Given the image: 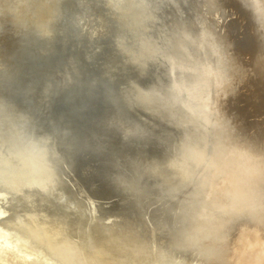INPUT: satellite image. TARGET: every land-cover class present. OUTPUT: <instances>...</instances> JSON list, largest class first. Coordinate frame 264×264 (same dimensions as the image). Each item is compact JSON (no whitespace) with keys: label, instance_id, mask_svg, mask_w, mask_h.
<instances>
[{"label":"rangeland","instance_id":"374dc122","mask_svg":"<svg viewBox=\"0 0 264 264\" xmlns=\"http://www.w3.org/2000/svg\"><path fill=\"white\" fill-rule=\"evenodd\" d=\"M263 15L264 0H0V116L16 114L13 118L18 119L22 115L28 118L32 132L45 152L46 166L53 178L51 186L44 192H37L34 183L28 181L19 184L17 189L0 184V263L80 264L81 261L83 264H110L108 261H112L111 264H264ZM213 45L215 50L210 48ZM204 47L211 53L209 56L214 57L209 58ZM252 51L256 53L253 56ZM249 54L251 58H248ZM201 56L211 63H206ZM171 57L179 66H193L194 72L185 73V79L189 83L192 81L190 90L188 88L192 97L198 93V86L199 89L209 88L210 92L206 91L209 99L203 98L205 91L200 90L202 97L199 93L193 99L195 102L190 103L198 110L194 114L190 110L192 115L184 107L180 110L170 108V113L166 112L172 104L170 86L173 81H169L172 77L169 72ZM195 59L202 61L201 64ZM223 59L225 65L223 61L220 62ZM197 63L204 65L198 67ZM215 64L218 67L214 68ZM197 67L199 71L203 68L199 74ZM204 67L212 74L204 71ZM217 68L221 70L219 74ZM203 75H206L205 78ZM207 76L213 77L209 79ZM220 77L226 81H223L222 84H226L223 87ZM212 79L219 81L209 83L213 82ZM220 86L222 88L219 89ZM215 87L217 91L213 89ZM199 97L202 100L197 101ZM168 100L171 104L166 102ZM151 105H154V109ZM161 106L165 107L164 110ZM196 106H201V112ZM202 107L206 112L209 107L208 112L203 113ZM134 135L146 139L137 143L132 140L131 136ZM165 138L167 142L163 140ZM180 146H189L192 152V158L183 165L170 162L175 147H178V152L183 151L184 147L180 149ZM12 157L9 148L1 149V162ZM260 168L263 172L259 171ZM240 169L238 174L237 170ZM231 173L237 175L233 186L238 184L241 190L245 187L244 196L251 197L247 199L251 202L249 205H255L251 209L252 214L250 206L245 211L237 212L240 211L238 207L241 202L232 205L235 196L233 186L228 183ZM223 199L226 201L224 209L220 207ZM232 206L237 207L236 210ZM242 212L243 216H240ZM32 225L38 232H43L44 228L47 232L40 234ZM194 225L196 229L202 227L203 232L199 234L202 237L195 234V237H191L192 244H189L186 237L187 234L192 236L190 227ZM47 229L51 237L46 234ZM53 235L56 237L53 238ZM40 237L46 241L42 242ZM48 237L52 239L48 241ZM56 238L63 241L58 240L57 243ZM36 239L42 240V245ZM48 242L49 246L45 247ZM73 249L77 250L78 257ZM69 250L71 252L64 253ZM140 253H144V256ZM56 254L63 258V262ZM67 254L72 255L68 257ZM85 257L86 261L83 259ZM140 258L143 259L140 261ZM89 259L94 260L90 262Z\"/></svg>","mask_w":264,"mask_h":264},{"label":"bare ground","instance_id":"6f19581e","mask_svg":"<svg viewBox=\"0 0 264 264\" xmlns=\"http://www.w3.org/2000/svg\"><path fill=\"white\" fill-rule=\"evenodd\" d=\"M151 1V0H150ZM177 1V0H176ZM211 1V0H210ZM148 2V1H147ZM146 2V3H147ZM156 2V1H155ZM180 2H181V0H180ZM212 3V2H211ZM218 3V2H217ZM254 3V2H253ZM183 4H181V6H182ZM222 5V4H221ZM214 6V5H213ZM225 6V5H224ZM219 7V6H218ZM53 8V7H52ZM159 8H160V6H159ZM196 8V7H195ZM223 8V7H222ZM128 9V8H127ZM170 9V8H169ZM229 9V8H228ZM234 9H235V7H234ZM253 9V8H252ZM214 10V9H213ZM237 10H239V8L237 9ZM186 11V10H185ZM194 12V11H193ZM231 12V11H230ZM239 13V12H238ZM253 13V12H252ZM196 14V13H195ZM237 14V13H236ZM242 14V13H241ZM233 15V14H232ZM248 15V14H247ZM153 16V15H152ZM246 16V15H245ZM264 16V15H263ZM195 17V16H194ZM199 17V16H198ZM227 17H229V16H227ZM230 18H232V17H230ZM151 19V18H150ZM183 19V18H182ZM226 20H227V18H226ZM230 22V21H229ZM178 23V22H177ZM186 23V22H185ZM241 23V22H240ZM193 24V23H192ZM234 24V23H233ZM224 25H225V22H224ZM262 25V24H261ZM250 26V25H249ZM232 27V26H231ZM264 27V26H263ZM50 28V27H49ZM233 28V27H232ZM237 28V27H236ZM227 29H228V27H227ZM255 29V28H254ZM135 30V29H134ZM138 30V29H137ZM193 30V29H192ZM256 31V30H255ZM33 32V31H32ZM40 33V32H39ZM187 33V32H186ZM46 34V33H45ZM127 34V33H126ZM181 34V33H180ZM194 34V33H193ZM204 34V33H203ZM228 34V33H227ZM230 34V33H229ZM188 35V34H187ZM44 36V35H43ZM125 36V35H124ZM132 36H134V35H132ZM131 36V37H132ZM174 36V35H173ZM184 36V35H183ZM195 36V35H194ZM230 36V35H229ZM232 36V35H231ZM262 36V35H261ZM143 37V36H142ZM191 37V36H190ZM260 37V36H259ZM186 38V37H185ZM231 38V37H230ZM242 38V37H241ZM56 39V38H55ZM143 39V38H142ZM141 39V40H142ZM188 39H190V38H188ZM257 39V38H256ZM140 40V39H139ZM185 40V39H184ZM194 40V39H193ZM192 40V41H193ZM196 40H197V38H196ZM195 40V41H196ZM201 40H203V38L201 39ZM206 40V39H205ZM231 40V39H230ZM250 40V39H249ZM253 40V39H252ZM259 40V39H258ZM122 41V40H121ZM191 41V40H190ZM194 41V42H195ZM233 41V40H232ZM238 41V40H237ZM246 41H248L247 39H246ZM185 42V41H184ZM201 41H199V43H200ZM253 42V41H252ZM131 43V42H130ZM183 43V42H182ZM187 43V42H186ZM206 43H207V41H206ZM209 43V42H208ZM245 43V42H244ZM64 44V43H63ZM127 44V43H126ZM181 44V43H180ZM184 44V43H183ZM193 44V43H192ZM203 44V43H202ZM247 44V43H246ZM245 44V45H246ZM51 45V44H50ZM129 45V44H128ZM137 45V44H136ZM155 45V44H154ZM176 45V44H175ZM178 45V44H177ZM201 45V44H200ZM204 45V44H203ZM207 45V44H206ZM205 45V46H206ZM209 45H212V43L211 44H209ZM261 45V44H260ZM114 46V45H113ZM135 46V45H134ZM148 46V45H147ZM159 46V45H158ZM181 46H182V44H181ZM191 46V45H190ZM202 46V45H201ZM215 45H213V46H210V48L212 47H214ZM227 46V45H226ZM233 46V45H232ZM237 46V45H236ZM142 47V46H141ZM149 47H150V45H149ZM179 47V46H178ZM185 47V46H184ZM187 47V46H186ZM185 47V49H187ZM194 47H196L197 48V46H195L194 45ZM199 47V46H198ZM256 47V46H255ZM138 48H140V46L138 47ZM200 48V47H199ZM214 48H216V47H214ZM213 48V49H214ZM146 49V48H145ZM151 49V48H150ZM185 49H183V50H185ZM189 49V48H188ZM198 49V48H197ZM204 50L206 49L205 47L203 48ZM133 50V49H132ZM135 50V49H134ZM147 50V49H146ZM154 50V49H153ZM160 50V49H159ZM178 50V49H177ZM199 50V49H198ZM202 50V49H201ZM208 50V49H207ZM207 50H205L206 52H208L209 53V51H207ZM212 50V49H211ZM215 50V49H214ZM40 51V50H39ZM143 51V50H142ZM187 51H189V50H187ZM192 51V50H191ZM261 51V50H260ZM124 52V51H123ZM139 52V51H138ZM138 52H136V53H138ZM147 52V51H146ZM172 52V51H171ZM176 52V51H175ZM195 52V51H194ZM198 52V51H197ZM216 52H217V50H216ZM219 52V51H218ZM251 52V51H250ZM258 52V51H257ZM71 53V52H70ZM153 53H154V51H153ZM166 53V52H165ZM177 53V52H176ZM192 53V52H191ZM190 53V54H191ZM199 53V52H198ZM207 53V55L209 56L211 53H209L208 54ZM212 53H214L213 51H212ZM246 53V52H245ZM252 53H253V51H252ZM255 53V52H254ZM254 53L252 54V56L254 55ZM119 54V53H118ZM173 54V53H172ZM181 54V53H180ZM203 54H206V53H203ZM221 54V53H220ZM219 54V55H220ZM234 54V53H233ZM256 54V53H255ZM123 55V54H122ZM126 55V54H125ZM141 54H139V56H140ZM187 55V54H186ZM202 55V54H201ZM215 55H218V54H216L215 53ZM222 55H223V53H222ZM237 55V54H236ZM92 56V55H91ZM142 56H144V55H142ZM164 56V55H163ZM162 56V57H163ZM170 56V55H169ZM183 56V55H182ZM193 56H196V55H193ZM206 56V55H205ZM205 56H203L204 58H205ZM212 56V55H211ZM211 56H209V58L211 57ZM238 56V55H237ZM257 56V55H256ZM261 56V55H260ZM49 57V56H48ZM95 57V56H94ZM134 57V56H133ZM147 57V56H146ZM177 57H179V56H177ZM202 57V56H201ZM202 57V58H203ZM212 57H214V56H212ZM55 58V57H54ZM126 58V57H125ZM183 58V57H182ZM191 58H193V57H191ZM218 58V57H217ZM220 58V57H219ZM248 58H251V55L249 54V56H248ZM253 59H254V57H252ZM48 59V58H47ZM120 59V58H119ZM162 59V58H161ZM187 59V58H186ZM206 59V61L208 60V58H205ZM205 59H201V60H205ZM214 59V58H213ZM213 59H212V61H213ZM221 59V58H220ZM256 59V58H255ZM261 58H259V60H260ZM88 60V59H87ZM97 60V59H96ZM111 60V59H110ZM116 60V59H115ZM135 60V59H134ZM144 60V59H143ZM190 60V59H189ZM196 60V59H195ZM198 60H200V59H198ZM215 60H216V58H215ZM257 60H258V56H257ZM256 60V61H257ZM139 61V60H138ZM147 61V60H146ZM193 61H194V59H193ZM223 61V62H222ZM33 62V61H32ZM43 62V61H42ZM94 62V61H93ZM92 62V63H93ZM117 62V61H116ZM125 62V61H124ZM127 62V61H126ZM143 62V61H142ZM145 62V61H144ZM181 62V61H180ZM179 62V63H180ZM196 62H199L200 64H201V62L200 61H197L196 60ZM210 62V60L209 61H207L206 63H209ZM220 62H222L223 64H224V59L223 60H220ZM219 61H218V63H220ZM260 62V61H259ZM258 62V63H259ZM70 63V62H69ZM132 63V62H131ZM146 63V62H145ZM151 63V62H150ZM149 63V65H151ZM188 63H189V61H188ZM211 63V62H210ZM258 63H257V65H258ZM112 64V63H111ZM122 64H124V63H122ZM170 64H171V66H170V73H171V75H172V77L174 78H170L171 80H169V81H173V84H172V86H170V84H169V86L171 87L170 89H171V94H172V98H171V100H172V104L169 102V100L168 101H166L167 103L169 102L171 105H170V107H169V111H166V112H169L170 113V108H173V109H176V110H180L181 109V107L183 108H185L188 112H190L191 113V111H193V114L195 113V112H198V110L197 109H195V107H193L192 105H190V103L192 104V101H194L193 99H194V97L197 95V96H199L198 94L200 93V90L201 91H205L204 93L206 94V96H204L203 98H207V96H210V95H207V93H206V91H208V92H210L209 91V88L208 89H204V88H201V89H199V87L200 86H198V89L197 90H199L198 91V93L197 92H195V93H197V94H195V96L193 95V97L191 96V93H189L188 91L190 90V88L189 87H191L192 86V81L190 82L191 83V86H189V81L188 80H186L185 78H187V77H185V73H189V72H194V68H193V66L192 65H190V66H192V67H190V68H186L184 65H182L181 66V64H180V66H179V64L175 61V59L173 58V57H171L170 58ZM192 64H194V63H192ZM198 64V63H197ZM197 64H195V66H197ZM200 64H198L199 66L198 67H201L202 65H204L203 63H202V65L200 66ZM221 64V63H220ZM220 64H218L219 66H221ZM252 64V63H251ZM260 64H261V66H262V62H260ZM59 65V64H58ZM61 65V64H60ZM82 65V64H81ZM103 65V64H102ZM125 65V64H124ZM123 65V66H124ZM135 65V64H134ZM206 65V64H205ZM225 65V64H224ZM254 65V64H253ZM57 66V65H56ZM112 66V65H111ZM116 66V65H115ZM119 66H121V64L119 65ZM118 66V67H119ZM151 66H153V65H151ZM155 66V65H154ZM194 66V67H195ZM211 66V65H210ZM214 66V65H213ZM264 66V65H263ZM80 67V66H79ZM93 67V66H92ZM98 67V66H97ZM169 67V66H168ZM197 67V73L198 72H201V70L203 69V68H200L201 70L199 71V68ZM203 67V66H202ZM206 67H208V64H207V66ZM215 67H218V66H216V64H215V66H214V68ZM222 67V66H221ZM152 68H154V67H152ZM214 68H212V69H214ZM225 68V67H224ZM255 68H257V66L255 67ZM259 68H260V66H259ZM109 69H111V68H109ZM169 69V68H168ZM219 68H217V73L219 74V72L221 71L220 69L218 70ZM222 69H223V67H222ZM262 69V68H261ZM83 70V69H82ZM139 70V69H138ZM141 70V69H140ZM260 70V69H259ZM116 71V70H115ZM131 71V70H130ZM147 71V70H146ZM204 71H207L206 69H205V67H204ZM213 71V70H212ZM216 71V70H215ZM219 71V72H218ZM222 71H224V70H222ZM226 71V70H225ZM261 71V70H260ZM120 72H121V70H120ZM123 72V71H122ZM129 72V71H128ZM142 72V71H141ZM196 72V71H195ZM207 72H209V71H207ZM211 72V71H210ZM208 73V74H212V72L211 73ZM138 73V72H137ZM148 73V72H147ZM159 73V72H158ZM203 73H205V72H203ZM224 73H226V72H224ZM229 73V72H228ZM184 74V75H183ZM199 74V73H198ZM198 74H196L197 76H198ZM205 74H207V73H205ZM221 74V73H220ZM76 75V74H75ZM140 75V74H139ZM146 75V74H145ZM170 75V74H169ZM192 75V74H191ZM194 75H195V73H194ZM213 75H214V73H213ZM221 75H223V74H221ZM220 75V76H221ZM262 75V74H261ZM122 76V75H121ZM187 76V75H186ZM200 76H202V74L200 73ZM204 76V75H203ZM206 76V75H205ZM205 76H204V78H205ZM260 76V75H259ZM263 76V75H262ZM81 77V76H80ZM113 77H115L114 75H113ZM146 77H147V75H146ZM162 77H163V75H162ZM208 78L210 77V76H207ZM213 76H211L210 78H212ZM216 77H217V74H216ZM218 77H219V75H218ZM261 77V76H260ZM9 78V77H8ZM121 78V77H120ZM143 78V77H142ZM208 78H206L207 80H208ZM209 78V79H210ZM215 78V77H214ZM259 78V77H258ZM95 79V78H94ZM193 79V78H192ZM194 79L196 80V82H199V81H197V80H199V79H197V78H195L194 77ZM205 79V80H206ZM221 79H222V77H220V81H221ZM223 79H225L224 77H223ZM222 79V81H221V84L223 83V80ZM227 79V78H226ZM6 80V79H5ZM141 80V79H140ZM206 80V81H207ZM216 80V79H215ZM229 80V79H228ZM227 80V81H228ZM235 80V79H234ZM7 81H8V79H7ZM6 81V82H7ZM168 81V82H169ZM201 81V80H200ZM211 81H213V82H209V83H215V82H218L219 81V79H217V81H214V79H212ZM4 82V81H3ZM126 82V81H125ZM156 82V81H155ZM193 82H195V81H193ZM224 82H226V81H224ZM9 83H11V81L9 82ZM154 83V82H153ZM208 83V82H207ZM207 83H204V84H207ZM231 83V82H230ZM5 84V83H4ZM7 84V83H6ZM12 84V83H11ZM135 84V83H134ZM141 84V83H140ZM144 84V83H143ZM201 84V83H200ZM202 84H203V82H202ZM201 84V85H202ZM219 84H220V82H219ZM219 84H217V86L219 85ZM225 84V83H224ZM224 84H222V87H223V85ZM233 84H234V82H233ZM149 85V84H148ZM160 85V84H159ZM159 85H157L158 86V88H159ZM194 86H195V84H193ZM196 85H197V83H196ZM226 85V84H225ZM115 86V85H114ZM134 86V85H133ZM169 86H168V88H169ZM203 86V85H202ZM205 86H207L208 87V85H205ZM211 86V85H210ZM209 86V87H210ZM214 86H216V85H214ZM216 86V87H217ZM235 86V85H234ZM8 87V86H7ZM111 87H113V86H111ZM136 87V86H135ZM204 87V86H203ZM213 87V86H212ZM216 87L215 88H213V89H216ZM221 86L219 87V89L220 88H222ZM142 88H143V86H142ZM188 88H189V90H188ZM218 88V87H217ZM227 88L229 89V87L227 86ZM226 88V89H227ZM231 88V87H230ZM12 89H13V86H12ZM145 89H146V87H145ZM166 89V87H164V89H162V91L163 90H165ZM169 89V90H170ZM195 89H196V86H195ZM212 89V88H211ZM7 90V89H6ZM192 90H193V88H192ZM218 89H216L215 91H217ZM223 90H224V88H223ZM243 90V89H242ZM10 91V90H9ZM14 91H15V88H14ZM96 91V90H95ZM117 91V90H116ZM159 91V90H158ZM167 91V90H166ZM213 91V90H212ZM222 91V90H221ZM229 91V90H228ZM13 92V91H12ZM17 92V91H16ZM165 91H163V93H164ZM218 92H220V91H218ZM217 92V93H218ZM241 92V91H240ZM24 93V92H23ZM141 93V92H140ZM155 93H157V92H155ZM193 93H194V90H193ZM204 93H203V95H204ZM212 93V92H211ZM222 93V92H221ZM9 94V93H8ZM17 94V93H16ZM21 94H22V92H21ZM26 94H28V92L26 93ZM71 94V93H70ZM77 94V93H76ZM75 94V95H76ZM125 94V93H124ZM150 94V93H149ZM154 94V93H153ZM160 94V93H159ZM166 95H167V93H165ZM201 94V96L200 97H202V93H200ZM215 94V93H214ZM219 94V93H218ZM231 94V93H230ZM229 94V95H230ZM7 95V94H6ZM17 95H20V94H17ZM139 95V94H138ZM141 95V94H140ZM156 95V94H155ZM224 95V94H223ZM226 95H228V94H226ZM30 96V95H29ZM86 96V95H85ZM145 96V95H144ZM161 96V95H160ZM167 96H170L171 97V95H167ZM215 96V95H214ZM217 96V95H216ZM215 96V97H216ZM235 96V95H234ZM13 97V96H12ZM19 97V96H18ZM22 97V96H21ZM20 97V98H21ZM28 97V96H27ZM64 97V96H63ZM76 97V96H75ZM154 97V96H153ZM152 97V98H153ZM158 97V96H157ZM156 97V98H157ZM199 97V99H197V101L198 100H200L201 98ZM24 98H26L25 97V95H24ZM23 98V99H24ZM62 98V97H61ZM145 98V97H144ZM149 98V97H148ZM151 98V99H152ZM155 98V97H154ZM161 98V97H160ZM169 98V97H168ZM197 98V97H196ZM205 98V99H206ZM210 97H208L207 99H209ZM212 98V97H211ZM225 98H226V96H225ZM9 99V98H8ZM22 99V100H23ZM32 99V98H31ZM165 99H167L166 97H165ZM206 99V100H207ZM213 99V98H212ZM27 100V99H26ZM116 100V99H115ZM122 100V99H121ZM138 100H140V99H138ZM196 100V99H195ZM202 100V99H201ZM237 100V99H236ZM9 101V100H8ZM19 101H21V99L19 100ZM19 101H15V102H18L19 103ZM24 101H25V99H24ZM24 101H22V102H24ZM59 101V100H58ZM145 101H146V99H145ZM213 101V100H212ZM10 102H11V100H10ZM33 103H34V100L32 101ZM60 102V101H59ZM164 102V101H163ZM195 102V101H194ZM200 102V101H199ZM202 102V101H201ZM200 102V103H201ZM206 102V101H205ZM215 102V101H214ZM246 102V101H245ZM3 103V102H2ZM14 103V102H13ZM17 103V104H18ZM27 103H29V102H27ZM58 103V102H57ZM102 103V102H101ZM110 103V102H109ZM109 103H107V104H109ZM155 103H157V102H155ZM154 103V104H155ZM165 103V102H164ZM216 103V102H215ZM24 103H22L21 105H23ZM30 104H31V102H30ZM29 104V105H30ZM99 104V103H98ZM127 104V103H126ZM135 104V103H134ZM139 104V103H138ZM158 104V103H157ZM199 103H197V105H198ZM203 104V103H202ZM206 104H207V102H206ZM26 105V104H25ZM28 105V104H27ZM26 105V106H27ZM137 105V104H136ZM162 105V104H161ZM194 106H195V104H193ZM208 105H210V103L208 104ZM225 105V104H224ZM10 106H12V105H10ZM14 106V105H13ZM16 106V105H15ZM14 106V107H15ZM18 107H19V105H17ZM35 106V105H34ZM33 106V107H34ZM91 106V105H90ZM139 106V105H138ZM154 106V105H153ZM153 106L151 105V107H152V109H154L153 108ZM163 106V105H162ZM161 106V107H162ZM165 106V105H164ZM215 106V105H214ZM213 106V107H214ZM21 108H22V106H20ZM33 107H32V109H33ZM84 107V106H83ZM102 107V106H101ZM121 107V106H120ZM158 107V106H157ZM167 107V106H166ZM196 107H198V106H196ZM199 107H201V106H199ZM198 107V108H199ZM212 107V106H211ZM2 108V107H1ZM30 108V107H29ZM136 108V107H135ZM159 108V107H158ZM165 108V107H164ZM164 108L162 107V109L164 110ZM183 108V109H184ZM190 108V109H189ZM204 107H202V109H203ZM209 108V107H208ZM207 108V112H208V109ZM230 108V107H229ZM19 109V108H18ZM110 109V108H109ZM167 109V108H166ZM6 110V109H5ZM14 110H16V109H14ZM29 110V109H28ZM117 110V109H116ZM163 110H162V112H163ZM191 110V111H190ZM199 110H200V108H199ZM206 110V109H205ZM217 110V109H216ZM239 110V109H238ZM24 110H21L20 112H23ZM33 111V110H32ZM71 111V110H70ZM152 111V110H151ZM159 111V110H158ZM186 111V112H187ZM218 111V110H217ZM6 112V111H5ZM7 112H8V110H7ZM142 112V111H141ZM173 112V111H172ZM171 112V113H172ZM184 112V111H183ZM185 112V113H186ZM200 112H201V110H200ZM203 113L204 112H206V111H204V109H203V111H202ZM206 112V113H207ZM17 113V112H16ZM30 113V112H29ZM28 113V114H29ZM189 113V114H190ZM217 113V112H216ZM220 113V112H219ZM218 113V114H219ZM241 113V112H240ZM19 114V113H18ZM89 114V113H88ZM155 114V113H154ZM164 114V113H163ZM181 114V113H180ZM201 114V113H200ZM217 114V115H218ZM227 114V113H226ZM16 115V114H15ZM14 115V116H15ZM20 115V114H19ZM25 115V114H24ZM27 115V114H26ZM32 115H34V114H32ZM36 115V114H35ZM172 115V114H171ZM177 115V114H176ZM191 115H192V113H191ZM197 115H198V113H197ZM221 115V114H220ZM254 115V114H253ZM14 116H12V114H9V115H1L0 116V153H1V149L3 148V147H7V148H9L10 150H11V153H12V158H8V159H4V160H2V162L0 161V184H2V183H4V184H8L9 186H11V188H18L19 187V184H21L22 182L23 183H25V182H33L34 184V186L36 187L35 188V190H38L37 192H44V191H47L46 189H48L50 186H51V179H53V178H51V175H50V172L48 171V169H47V166H46V155H45V152L41 149V147H40V144H39V141L36 139V137H35V133L34 132H32V127H31V124H30V121L28 120V118H24V117H22L21 116V118H13ZM28 116V115H27ZM70 116V115H69ZM105 116V115H104ZM111 116V115H110ZM173 116V115H172ZM182 116V115H181ZM201 116V115H200ZM205 116V115H204ZM207 116V115H206ZM257 116V115H256ZM26 117V116H25ZM34 117V116H33ZM37 117V116H36ZM151 117V116H150ZM159 117V116H158ZM189 117V116H188ZM191 117V116H190ZM195 117V116H194ZM197 118L199 117V116H196ZM217 117V116H216ZM219 117V116H218ZM232 117V116H231ZM13 118V119H12ZM38 118V117H37ZM184 118V117H183ZM203 118V117H202ZM227 118V117H226ZM89 119V118H88ZM100 119V118H99ZM145 119V118H144ZM191 119V118H190ZM220 119V118H219ZM235 119V118H234ZM33 120V119H32ZM127 120V119H126ZM143 120V119H142ZM173 120V119H172ZM179 120V119H178ZM200 120V119H199ZM202 120V119H201ZM218 120V119H217ZM35 121H36V119H35ZM111 121V120H110ZM161 121V120H160ZM206 121H208V120H206ZM213 121V120H212ZM219 121V120H218ZM235 121V120H234ZM38 122H39V120H38ZM112 122V121H111ZM128 122V121H127ZM161 122H163V121H161ZM244 122V121H243ZM40 123V122H39ZM107 123V122H106ZM154 123V122H153ZM175 123V122H174ZM258 123V122H257ZM130 124V123H129ZM202 124V123H201ZM242 124V123H241ZM35 125V124H34ZM151 125V124H150ZM200 125V124H199ZM235 125V124H234ZM234 125H233V127H234ZM249 125V124H248ZM259 125V124H258ZM138 126V125H137ZM215 126V125H214ZM34 127V126H33ZM36 127H37V125H36ZM40 127V126H39ZM38 127V128H39ZM211 127V126H210ZM217 127V126H216ZM219 127V126H218ZM232 127V126H231ZM124 128V127H123ZM149 128H151V127H149ZM207 128V127H206ZM236 128V127H235ZM38 130V129H37ZM131 130H132V128H131ZM205 130V129H204ZM210 131V130H209ZM223 131V130H222ZM225 131V130H224ZM153 132V131H152ZM170 132V131H169ZM217 132V131H216ZM226 132V131H225ZM195 133V132H194ZM239 133V132H238ZM244 133V132H243ZM127 134H128V132H127ZM187 134V133H186ZM196 134H198V133H196ZM212 134V133H211ZM226 134V133H225ZM151 135V134H150ZM233 135V134H232ZM128 136H129V134H128ZM202 136V135H201ZM258 136H259V134H258ZM132 137V140L133 141H135V142H143L144 140L143 139H146L145 137H143V136H136V135H134V136H131ZM148 137L149 136H147V139H148ZM152 137V136H151ZM154 137V136H153ZM152 137V138H153ZM157 137V136H156ZM155 137V138H156ZM163 137H165V136H163ZM188 137V136H187ZM205 137V136H204ZM228 137V136H227ZM230 137V136H229ZM235 137V136H234ZM38 138V137H37ZM128 138V137H127ZM202 138V137H201ZM223 138V137H222ZM247 138V137H246ZM151 139V138H150ZM157 139V138H156ZM227 139V138H226ZM230 139H231V137H230ZM229 139V140H230ZM131 140V139H130ZM161 140V139H160ZM163 140H165L166 142H167V140H166V138L165 139H163ZM192 140V139H191ZM223 140V139H222ZM233 140V139H232ZM236 140V139H235ZM150 141V140H149ZM152 141V140H151ZM154 141V140H153ZM152 141V142H153ZM190 142V141H189ZM237 142V141H236ZM134 143V142H133ZM160 143H163V142H160ZM165 143V142H164ZM163 143V144H164ZM196 143V142H195ZM222 142H220V145H222L221 144ZM231 143V142H230ZM230 143H229V145H230ZM234 143V142H233ZM232 143V144H233ZM158 144V143H157ZM162 144V145H163ZM166 145V144H165ZM184 145V144H183ZM185 145H187L186 143H185ZM193 145V144H192ZM219 145V144H218ZM234 145V144H233ZM256 145V144H255ZM246 146V145H245ZM179 147V146H178ZM178 147H175L176 149H175V151H172V154L173 155H171V159H170V162H173V163H175V164H185L186 162H188V159H190V158H192L191 157V150H190V147L188 146H185V147H187L186 149L187 150H185L184 151V149H185V147L184 146H180V149H181V147L183 148L184 147V149H183V151H180V152H178L177 151V148ZM203 147V146H202ZM201 147V148H202ZM238 147V146H237ZM243 147H244V145H243ZM66 148V147H65ZM165 148V147H164ZM173 148H174V146H173ZM192 148V147H191ZM240 148V147H239ZM67 149V148H66ZM195 149V148H194ZM233 149H235V148H233ZM216 150V149H215ZM242 150V149H241ZM250 150V149H249ZM249 150H247V151H249ZM72 151V150H71ZM85 151V150H84ZM162 151V150H161ZM195 151V150H194ZM193 151V152H194ZM235 151H236V149H235ZM238 151V150H237ZM252 151V150H251ZM86 152V151H85ZM165 152V151H164ZM183 152V153H182ZM107 153V152H106ZM235 153V152H234ZM247 153V152H246ZM248 153H250V152H248ZM252 154H254L253 152H251ZM166 154V153H165ZM167 154H169V153H167ZM233 154V153H232ZM252 154H250V155H252ZM258 154V153H257ZM76 155V154H75ZM209 155V154H208ZM226 155V154H225ZM249 155V156H250ZM241 156V155H240ZM244 156H245V154H244ZM254 156V155H253ZM6 157H7V155H6ZM5 156H4V158H6ZM224 157V156H223ZM222 157V158H223ZM229 157V156H228ZM235 157V156H234ZM248 157V156H247ZM252 157V156H251ZM85 158V157H84ZM170 158V157H169ZM221 158V157H220ZM232 158V157H231ZM240 158V157H239ZM161 159V158H160ZM210 159V158H209ZM243 159H244V157H243ZM242 159V160H243ZM250 159V158H249ZM248 159V160H249ZM162 160H163V158H162ZM201 160V159H200ZM208 160V159H207ZM227 159H225V161H226ZM229 160V159H228ZM234 160H235V158H234ZM240 160V159H239ZM255 160V159H254ZM264 160V159H263ZM225 161H223V162H225ZM249 161H251V160H249ZM4 162V163H3ZM85 162V161H84ZM223 162H222V164H223ZM227 162V161H226ZM256 162V161H255ZM254 162V163H255ZM17 163V164H16ZM103 163V162H102ZM191 164H192V161L190 162ZM218 163H221L220 161L218 162ZM233 163V162H232ZM241 163V162H240ZM239 163V164H240ZM94 164V163H93ZM231 164V163H230ZM242 164V163H241ZM89 165V164H88ZM95 165V164H94ZM116 165V164H115ZM217 165V164H216ZM229 165V164H228ZM247 165V164H246ZM250 165V164H249ZM252 165H254L255 167H256V165L255 164H253L252 163ZM193 166H195V164L193 165ZM218 166H220V167H222L220 164L218 165ZM227 166V165H226ZM237 166V165H236ZM241 166V165H240ZM242 166H244L245 167V165H242ZM254 166H251L250 168H252V167H254ZM259 166H260V163H259ZM83 167V166H82ZM180 167V166H179ZM223 167H225V166H223ZM244 167H241V168H244ZM66 168V167H65ZM80 168V167H79ZM181 168V167H180ZM212 168V167H211ZM237 168V167H236ZM240 167H238V169H239ZM259 168V167H258ZM264 168V167H263ZM63 169V168H62ZM87 169V168H86ZM106 169V168H105ZM116 169V168H115ZM171 169V168H170ZM213 169V168H212ZM232 169V168H231ZM244 169H246V168H244ZM253 169V168H252ZM252 169H250V170H252ZM255 169V168H254ZM253 169V170H254ZM262 168H260L259 169V171L261 170ZM67 170V169H66ZM72 170V169H71ZM77 170V169H76ZM96 170V169H95ZM183 170H185V169H183ZM198 170V169H197ZM210 170V169H209ZM218 170H221L220 168L218 169ZM249 170V171H250ZM256 170H257V168H256ZM75 171V170H74ZM93 171V170H92ZM225 171V170H224ZM238 171H241V169L240 170H237V173H238ZM242 171H243V169H242ZM245 171V170H244ZM248 171V170H247ZM246 171V172H247ZM262 171V170H261ZM263 171H264V169H263ZM262 171V172H263ZM85 172V171H84ZM214 172V171H213ZM234 172H235V170H234ZM252 172V171H251ZM257 172H258V170H257ZM256 172V173H257ZM197 173V172H196ZM223 173V172H222ZM226 174L227 173H230V171L229 172H225ZM243 173H245V172H243ZM260 173V172H259ZM100 174V173H99ZM190 174H192V173H190ZM194 174V173H193ZM220 174V173H219ZM239 174V173H238ZM254 174V173H253ZM216 175H218V174H216ZM230 175V174H229ZM241 175H242V173H241ZM249 175V174H248ZM94 176V175H93ZM210 176V175H209ZM218 176H221V175H218ZM223 176V175H222ZM237 176V175H236ZM236 176H235V174H232L231 173V175L230 176H228V180H229V184H231V186H233V183H234V181L236 182ZM250 176V175H249ZM240 177V176H239ZM251 177V176H250ZM259 177H260V175H259ZM264 177V176H263ZM83 178H84V176H83ZM98 178V177H97ZM117 178V177H116ZM225 178V177H224ZM245 178H247V177H245ZM244 178V179H245ZM71 179V178H70ZM76 179V178H75ZM91 179V178H90ZM241 179V178H240ZM250 179V178H249ZM252 179V178H251ZM256 179H257V177H256ZM152 180V179H151ZM225 180H226V178H225ZM237 180H239V179H237ZM241 180H243V179H241ZM261 180H263V179H261ZM149 181V180H148ZM207 181V180H206ZM249 181V180H248ZM253 181V180H252ZM53 182V181H52ZM87 182H88V180H87ZM200 182V181H199ZM216 182V181H215ZM225 182V181H224ZM238 182V181H237ZM240 182H243V181H240ZM239 182V183H240ZM256 182V181H255ZM262 182V181H261ZM264 182V181H263ZM210 183V182H209ZM219 183V182H218ZM227 183V184H228ZM254 183V182H253ZM85 184V183H84ZM217 184V183H216ZM240 184H242V183H240ZM249 184H250V182H249ZM206 185V184H205ZM212 185H214V184H212ZM225 185V184H224ZM238 184H236V186H233V187H231V188H233L232 190H233V193H234V195L233 196H235V201L232 203V205H235V203L236 202H241V204H239V205H241L240 207H238L237 206V204H236V206L238 207V208H240V211H237V212H241V210H243V211H245L246 209H248V207L250 206V210L251 209H253L252 207H255V205L254 206H252V205H249L251 202H249V198H251V197H245L244 195V193H245V187H243L244 189H242V190H244V192L241 190V187L239 188L238 186H237ZM243 185V184H242ZM251 185V184H250ZM249 185V186H250ZM98 186V185H97ZM157 186V185H156ZM222 186V185H221ZM254 186V185H253ZM260 186V185H259ZM94 187V186H93ZM206 187H207V185H206ZM211 187V186H210ZM255 187V186H254ZM204 188V187H203ZM229 188V187H228ZM234 188H236V190H234ZM238 188H239V190H238ZM259 188V187H258ZM13 189V190H14ZM148 189V188H147ZM246 189H248V188H246ZM256 189V188H255ZM241 190V191H240ZM258 190V189H257ZM150 191V190H149ZM249 191H251L250 189H249ZM249 191H247V194H249L248 192ZM161 192V191H160ZM226 192H227V189H226ZM228 192H230V190L228 191ZM252 192V191H251ZM263 192V191H262ZM195 193V192H194ZM225 193V192H224ZM231 193V192H230ZM233 193H231V194H233ZM253 193V192H252ZM255 193V192H254ZM101 194V193H100ZM134 194V193H133ZM145 194V193H144ZM139 195V194H138ZM222 195V194H221ZM250 196H251V194H249ZM253 195V194H252ZM104 196V195H103ZM152 196V195H151ZM202 196V195H201ZM216 196V195H215ZM225 196V195H224ZM227 196V195H226ZM259 196V195H258ZM199 197V196H198ZM212 197V196H211ZM228 197H230V195L229 196H227V198ZM244 197V198H243ZM255 197V196H254ZM254 197H252V198H254ZM110 198V197H109ZM174 198V197H173ZM237 198V199H236ZM131 199V198H130ZM158 199V198H157ZM207 199V198H206ZM225 199V198H224ZM223 199V200H224ZM234 199V197H232V200ZM219 199H217V201H218ZM24 201V200H23ZM41 201V200H40ZM108 201V200H107ZM118 201V200H117ZM207 201V200H206ZM230 200H228L227 202H229ZM252 201H253V199H252ZM255 201V200H254ZM253 201V202H254ZM259 201V200H258ZM25 202V201H24ZM259 202H261V201H259ZM41 203V202H40ZM207 203V202H206ZM216 203H218V202H216ZM220 203H221V201H220ZM20 204H21V202H20ZM119 204V203H118ZM203 204V203H202ZM215 204V203H214ZM219 204V203H218ZM222 204V203H221ZM223 204H224V206H223ZM222 205H220V207L222 206L223 207V209L224 208H226L225 207V205H226V201L224 200V203H223ZM264 204V203H263ZM26 205V204H25ZM228 205V204H227ZM230 205V204H229ZM129 206V205H128ZM217 206V205H216ZM132 207V206H131ZM219 207V208H220ZM236 207V208H237ZM259 207V206H258ZM124 208V207H123ZM230 208H231V206H230ZM232 208H234V210H236V208L235 207H233L232 206ZM245 208V209H244ZM181 209V208H180ZM198 209V208H197ZM229 209V208H228ZM254 209H256V211L258 210L257 208H254ZM123 210V209H122ZM126 210V209H125ZM177 210V209H176ZM210 210V209H209ZM233 210V211H234ZM239 210V209H238ZM261 210V209H260ZM263 210V209H262ZM215 211V210H214ZM218 211H220V210H218ZM230 210H228V212H229ZM231 212H232V210H231ZM181 213V212H180ZM200 213V212H199ZM223 213V212H222ZM225 214H226V212H224ZM254 213L255 212H253V215H254ZM256 213H258V212H256ZM198 214V213H197ZM207 214V213H206ZM235 214H237L236 212H235ZM239 214V213H238ZM237 214V215H238ZM243 214V212L240 214V216H243L242 215ZM246 214H248V213H246ZM251 214H252V210H251ZM261 213L259 212V215H260ZM262 214H263V212H262ZM188 215V214H187ZM228 215H229V213H228ZM233 215V214H232ZM11 216V215H10ZM145 216H147V215H145ZM175 216V215H174ZM254 216H256V215H254ZM254 216H253V218H254ZM13 217V216H12ZM203 217L204 216H202V219H203ZM211 217V216H210ZM221 217V216H220ZM227 217V216H226ZM234 217V216H233ZM250 217H252V216H250ZM259 217V216H258ZM263 217V216H262ZM198 218V217H197ZM196 218V219H197ZM212 218H213V215H212ZM260 219H261V216L259 217ZM258 218V219H259ZM24 219V218H23ZM175 219V218H174ZM177 219V218H176ZM183 219V218H182ZM242 219V218H241ZM71 220V219H70ZM186 220V219H185ZM210 221H211V218L209 219ZM222 220V219H221ZM226 220V219H225ZM225 220H223L224 222H225ZM250 220V219H249ZM262 220H263V218H262ZM15 221H17V220H15ZM24 221V220H23ZM22 221V222H23ZM172 221H173V219H172ZM183 221V220H182ZM187 221V220H186ZM186 221H184V222H186ZM214 221V220H213ZM239 221V220H238ZM245 221V220H244ZM25 222V221H24ZM174 222V221H173ZM202 222V221H201ZM248 222V221H247ZM4 223H6V222H4ZM19 223V222H18ZM192 223V222H191ZM203 223V222H202ZM226 223V222H225ZM231 223V222H230ZM2 224V223H1ZM7 224V223H6ZM17 224V223H16ZM15 224V225H16ZM27 224H29V222L27 223ZM190 224V223H189ZM192 224H196V223H192ZM224 224V223H223ZM8 225V224H7ZM12 225H14V224H12ZM20 225H21V221H20ZM19 225V226H20ZM23 225V224H22ZM182 225H183V223H182ZM184 225H186V224H184ZM191 225V224H190ZM204 225V224H203ZM206 225V224H205ZM227 225V224H226ZM25 226V225H24ZM28 226V225H27ZM29 226H30V224H29ZM29 226H28V229H29ZM35 225H32L31 227L33 228ZM37 226V225H36ZM231 226V225H230ZM3 227V226H2ZM20 227H22V226H20ZM26 227V226H25ZM193 227V228H192ZM192 227H190V229H192V236H191V234H187V237H186V241H187V243H191L192 244V239H191V237H195V234H197V235H199V234H202V232H203V230L201 229L202 227H200V229H199V227L196 229V226L194 225V226H192ZM213 227H214V225H213ZM220 227V226H219ZM243 227V226H242ZM7 228V227H6ZM34 228H36V227H34ZM40 228V227H39ZM207 228V227H206ZM210 228V227H209ZM4 229V228H3ZM45 229V228H44ZM44 229H43V232H47V231H44ZM184 229V228H183ZM245 229V228H244ZM259 229V228H258ZM1 230V229H0ZM7 230V229H6ZM30 230H33V229H30ZM39 230V229H38ZM40 230H41V228H40ZM48 230V229H47ZM176 230V229H175ZM200 230V231H199ZM33 231H35V230H33ZM36 231H37V228H36ZM35 231V232H36ZM190 231V230H189ZM205 231V230H204ZM216 231V230H215ZM220 231H221V229H220ZM258 231V230H257ZM3 232H4V230H3ZM7 232V231H6ZM9 232V231H8ZM26 232H27V230H26ZM38 232V231H37ZM43 232H38V233H43ZM101 232V231H100ZM218 232V231H217ZM29 233V232H28ZM38 233H36L35 235H37ZM49 233H50V231L48 230V233H46V234H48L49 235ZM186 233V232H185ZM214 233V232H213ZM223 233V232H222ZM9 234V233H8ZM15 234V233H14ZM22 234V233H21ZM39 234V235H40ZM51 234V233H50ZM54 234V233H53ZM82 234V233H81ZM194 234V235H193ZM210 234V233H209ZM208 234V235H209ZM221 234V233H220ZM237 234V233H236ZM30 235V234H29ZM39 235H38V237H39ZM42 235H45V234H42ZM41 235V236H42ZM52 235V234H51ZM51 235H49V237H51ZM54 235H56V234H54ZM54 235H53V238H55L54 237ZM216 235V234H215ZM222 235V234H221ZM248 235V234H247ZM9 236V235H8ZM11 236V235H10ZM26 236V235H25ZM30 236H32V235H30ZM46 236V235H45ZM84 236V235H83ZM119 236V235H118ZM200 236V238L202 237V235H199ZM205 236V235H204ZM34 237V239H35V236H33ZM43 237V236H42ZM48 237V241L50 240V239H52V238H49ZM198 236H196V238H197ZM206 237V236H205ZM13 238H14V236H13ZM22 238V237H21ZM36 238H37V236H36ZM41 238V237H40ZM45 238V237H44ZM196 238H194V239H196ZM241 238V237H240ZM16 239V238H15ZM42 240H37V241H39V243H41V245H42V242H44V241H46V240H44L43 238H41ZM45 239H47V237L45 238ZM57 239V238H56ZM113 239V238H112ZM124 239V238H123ZM193 239V240H194ZM199 239V238H198ZM242 239V238H241ZM248 239H249V237H248ZM19 240V239H18ZM22 240V239H21ZM27 240V239H26ZM58 240H61V238L59 239H57V243H58ZM94 240V239H93ZM118 240V239H117ZM125 240V239H124ZM24 241V240H23ZM42 241V242H41ZM63 241V239L61 240V242ZM88 241H92V240H88ZM197 241V240H196ZM199 241V240H198ZM197 241V242H198ZM217 241V240H216ZM262 241V240H261ZM21 242V241H20ZM29 242V241H28ZM50 242H53V241H50ZM64 242H66L65 240H64ZM63 242V243H64ZM94 242V241H93ZM97 242V241H96ZM109 242V241H108ZM177 242V241H176ZM200 242H201V240H200ZM130 243V242H129ZM234 243V242H233ZM30 244V243H29ZM38 244V242L35 244V245H37ZM49 242L46 244L47 246H45V247H48L49 245ZM51 244V243H50ZM53 245H54V242L52 243ZM51 244V245H52ZM56 244V243H55ZM100 244V243H99ZM196 244H198V243H196ZM200 244V243H199ZM237 244V243H236ZM31 245V244H30ZM50 245V247H52ZM97 245V244H96ZM102 245V244H101ZM109 245V244H108ZM207 245V244H206ZM216 245V244H215ZM264 245V244H263ZM31 246H33V245H31ZM58 246V245H57ZM59 246H61V245H59ZM59 246H58V248H59ZM70 246H72L71 244H70ZM69 246V247H70ZM136 246V245H135ZM188 246V245H187ZM235 246V245H234ZM251 246V245H250ZM35 247V246H34ZM65 247V246H64ZM94 247V246H93ZM39 248V247H38ZM61 249H64V248H62V246L60 247ZM66 248H67V246H66ZM76 248V247H75ZM98 248H99V246H98ZM129 248V247H128ZM163 248V247H162ZM165 248V247H164ZM47 249V248H46ZM55 249V248H54ZM105 249V248H104ZM52 251H53V248L51 249ZM58 249H56V251H57ZM60 250V249H59ZM67 249H65L64 251H66ZM70 250H71V248H70ZM68 251V252H64V253H69V252H71V251ZM74 250V249H73ZM83 250V249H82ZM119 250V249H118ZM121 250V249H120ZM263 250V249H262ZM45 251V250H44ZM47 251H49L48 249H47ZM77 251V250H76ZM75 250L73 251V252H76ZM104 251V250H103ZM105 251H106V249H105ZM109 251V250H108ZM136 251V250H135ZM264 251V250H263ZM46 252V251H45ZM55 252V251H54ZM53 252V253H54ZM59 252V251H58ZM61 252V251H60ZM121 252V251H120ZM140 252V251H139ZM243 252V251H242ZM44 253V252H43ZM49 253V252H48ZM52 253V252H51ZM53 253H52V255H53ZM57 253V252H56ZM77 253V252H76ZM80 253V252H79ZM94 253V252H93ZM95 253H96V251H95ZM100 253V251L98 252V254ZM136 253V252H135ZM165 253V252H164ZM169 253V252H168ZM212 253V252H211ZM55 254V253H54ZM143 255L144 253H140V255ZM151 254V253H150ZM167 254V253H166ZM186 254V253H185ZM206 254V253H205ZM237 254V253H236ZM46 255V254H45ZM59 255V254H58ZM63 255H66V254H63ZM62 255V256H63ZM69 254H67V256H68ZM70 255H72V254H70ZM69 255V256H70ZM78 255V253L75 255V256H77ZM97 255V254H96ZM121 255V254H120ZM137 255H138V253H137ZM137 255H135V256H137ZM139 255V256H140ZM141 255V256H142ZM181 255V254H180ZM255 255V254H254ZM56 256H57V254H56ZM61 256V257H62ZM66 256V257H67ZM68 256V257H69ZM81 256H82V254H81ZM92 256V255H91ZM114 256H115V254H114ZM144 256V255H143ZM182 256V255H181ZM194 256V255H193ZM256 256H258V255H256ZM57 257H59V259H61L60 258V256H57ZM67 257V258H68ZM78 257V256H77ZM80 257V256H79ZM100 257V256H99ZM104 257V256H103ZM111 257V256H110ZM138 257V256H137ZM43 258V257H42ZM71 258L74 260V258L71 256ZM70 258V260L72 261V259ZM119 258H121V256L119 257ZM123 258V257H122ZM245 258V257H244ZM44 259V258H43ZM47 259V258H46ZM63 259V258H62ZM62 259L60 260L61 262H63L62 261ZM66 259V258H65ZM69 259V258H68ZM75 259H77L76 257H75ZM84 260L86 259V257L85 258H83ZM113 259H115V257L113 258ZM143 259V258H142ZM141 258H140V261L142 260ZM178 259V258H177ZM50 260V259H49ZM79 260H81V258H79ZM79 260H75V262L76 261H79ZM83 260V261H84ZM88 260V259H87ZM90 260V259H89ZM94 260V259H93ZM93 260H90V262L92 261L93 262ZM120 260V259H119ZM126 260V259H125ZM189 260H191V259H189ZM57 261H59V260H57ZM82 261V262H83ZM86 261V260H85ZM116 261V260H115ZM194 261V260H193ZM51 262V261H50ZM67 262V261H66ZM96 262V261H95ZM103 262H105V261H102V263ZM112 263V261H108V263ZM123 262H124V260H123ZM263 263H264V259H263V261H262ZM53 263V262H52ZM74 263V262H73ZM80 264H83V263H81V261L79 262ZM94 263V262H93ZM92 263V264H93ZM97 263V262H96ZM95 263V264H96ZM110 263V264H111ZM114 263V262H113ZM116 263V262H115ZM114 263V264H115ZM122 263V262H121ZM130 263V262H129ZM141 263H144L143 261L141 262ZM182 263V262H181ZM1 264V263H0ZM58 264V263H57ZM65 264H67V263H65ZM76 264V263H75ZM78 264V263H77ZM86 264H88V263H86ZM91 264V263H90ZM104 264V263H103ZM118 264V263H117ZM127 264V263H126ZM225 264V263H224ZM247 264V263H246Z\"/></svg>","mask_w":264,"mask_h":264}]
</instances>
